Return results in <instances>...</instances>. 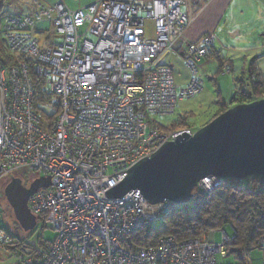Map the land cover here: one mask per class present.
Instances as JSON below:
<instances>
[{"label":"built area","instance_id":"2783aa9c","mask_svg":"<svg viewBox=\"0 0 264 264\" xmlns=\"http://www.w3.org/2000/svg\"><path fill=\"white\" fill-rule=\"evenodd\" d=\"M33 4L30 16L0 10V34L9 54L8 62L0 59V183L20 170L51 183L29 199L36 217L30 236L17 240L0 228V252L16 256L20 264H224L217 254L226 258V248L236 244L225 229L186 242L165 237L154 248L132 240L144 224H159L199 196L211 195L221 184L216 178L202 180L192 199L181 204L152 205L138 191L106 197L141 159L183 133L195 134L190 128L166 130L151 116L172 115L179 101L204 90L198 62L209 57L216 35L186 46L182 57L192 76L179 87L163 59L177 53L186 35L183 0H99L78 10L60 0ZM45 22L63 43L44 46L36 31ZM30 66L60 97L52 123L35 106ZM230 72L225 65L223 73ZM47 228L55 234L52 241L43 237ZM217 232L225 236L222 243L216 242ZM256 247L264 252V236Z\"/></svg>","mask_w":264,"mask_h":264},{"label":"water","instance_id":"95a60500","mask_svg":"<svg viewBox=\"0 0 264 264\" xmlns=\"http://www.w3.org/2000/svg\"><path fill=\"white\" fill-rule=\"evenodd\" d=\"M127 172L106 192L107 198L138 191L152 205L181 204L190 201L199 183L209 177L219 183H264V99L229 108L193 136L183 133L175 142H166ZM50 183L49 177H41L26 187L21 179L13 178L5 187V198L25 232L36 225L30 197Z\"/></svg>","mask_w":264,"mask_h":264},{"label":"trees","instance_id":"16d2710c","mask_svg":"<svg viewBox=\"0 0 264 264\" xmlns=\"http://www.w3.org/2000/svg\"><path fill=\"white\" fill-rule=\"evenodd\" d=\"M213 49L209 57L213 55ZM216 60L221 73L225 65L230 67L229 62L218 55ZM25 62L33 64L30 60ZM30 69L35 90V106L46 122L52 123L60 112V100L52 103L56 95L50 93L41 83L33 71V66H30ZM235 83L237 85L230 101L221 99L218 102L219 111L210 122L233 106L264 99V79L254 60L250 62L245 77L237 78ZM51 108L55 109L54 113L49 112ZM176 129H179L178 125L166 130ZM193 203V206L189 205L185 209L166 215L156 227L144 224L133 233L132 240L138 246L154 248L165 237L186 242L199 239L208 232L230 227L234 231L236 244L229 247V251L239 259L240 264H245L243 252L258 249L257 241L264 236V214L259 208H253V204L264 207V183L224 182L211 195H201ZM28 233L29 237L30 232ZM143 236L146 237L145 241H141ZM13 237L17 240L25 239Z\"/></svg>","mask_w":264,"mask_h":264},{"label":"crops","instance_id":"0c3cea01","mask_svg":"<svg viewBox=\"0 0 264 264\" xmlns=\"http://www.w3.org/2000/svg\"><path fill=\"white\" fill-rule=\"evenodd\" d=\"M3 1L5 5L0 10L6 15L30 16L36 10L33 0H1L0 4ZM57 1L59 0H46V3L51 5ZM60 1L69 9L78 10L99 0ZM182 10L187 14L189 24L185 37L178 44V55H183L189 43L199 42L204 36L214 33L217 42L213 55L198 62L200 70L216 64L218 55L229 62L231 72L237 70L238 66L241 73L238 77L242 78L245 77L250 62L254 60L264 79V0H183ZM43 24L50 25L47 22L40 24L36 34H46L43 43L46 45L50 43L51 26L45 29L41 27ZM0 59L9 61L2 39ZM236 85L234 83L235 88Z\"/></svg>","mask_w":264,"mask_h":264},{"label":"rangeland","instance_id":"374dc122","mask_svg":"<svg viewBox=\"0 0 264 264\" xmlns=\"http://www.w3.org/2000/svg\"><path fill=\"white\" fill-rule=\"evenodd\" d=\"M50 26L51 25L43 24L41 27L48 29ZM79 32L80 34H83L84 29H81ZM147 32L149 37H151L152 31L149 27H147ZM51 36L50 43L44 46H48L54 42L63 43L62 38L54 37L53 35ZM38 37L42 43L45 42L46 34L38 33ZM1 39L2 37L0 34V41ZM90 39L94 40V37L90 36ZM163 63L172 68L175 84L177 86L182 87L188 84L192 74L190 69L186 66L182 56L177 53H169L164 57ZM198 66L200 67V64ZM236 69L237 70L230 72L229 74L221 73L219 71L218 63L204 67L201 70L199 68V76L203 80L205 86L204 90L191 99L179 101L174 114L167 116L154 115L151 116V120L156 121L164 129H171L173 126L178 125L179 128H190L196 133L202 127L209 124L208 122H210L218 113V102L221 99L228 102L230 101L235 89V80L241 75L240 71H238V66ZM59 98V96H56V99H54L52 103L55 104L59 101ZM49 112L54 113L55 109L51 108ZM39 177L40 175L37 173L28 170H20L11 175L7 182L0 183V228L6 230L17 238H27L29 233L25 232L18 224L13 210L7 208L2 193H4L6 185L13 178L21 179L24 185L30 187ZM193 204L194 203L192 202L190 206H193ZM42 224V220H39L38 225L41 226ZM158 225L159 224L157 223L150 225V227H156ZM45 226L48 227L49 223L45 224ZM225 233L229 237L234 236V231L230 227L225 228ZM54 236L55 234L52 230L48 228L44 230L43 237L46 241H52ZM224 238L225 236L222 232H217V243H222ZM226 251L228 253L226 258H223L221 254H217L216 258L219 263L240 264L239 259H237L234 254L230 253L229 248H226ZM242 256L245 264H264V252L259 249L244 251ZM0 264H20V261L16 256L6 252H0Z\"/></svg>","mask_w":264,"mask_h":264},{"label":"snow or ice","instance_id":"6c2138e0","mask_svg":"<svg viewBox=\"0 0 264 264\" xmlns=\"http://www.w3.org/2000/svg\"><path fill=\"white\" fill-rule=\"evenodd\" d=\"M251 179L255 180L256 178L251 177ZM105 187H106V185H105ZM253 208H259L260 209V212L262 214H264V207H261L259 204H253ZM249 214H251V213L249 212Z\"/></svg>","mask_w":264,"mask_h":264},{"label":"flooded vegetation","instance_id":"af4514ba","mask_svg":"<svg viewBox=\"0 0 264 264\" xmlns=\"http://www.w3.org/2000/svg\"><path fill=\"white\" fill-rule=\"evenodd\" d=\"M11 180H12V179H11ZM7 181H8V180H5L4 182H7ZM10 182H11V181H10ZM10 182H9V183H10ZM9 183H8V184H9ZM8 184H7V185H8ZM7 185H6V186H7ZM25 186H26V185H25ZM26 187H28V186H26ZM2 195H3L4 200H5V202H6V206H7V208H8L9 210H12V208L10 207V205L8 204V202H7L6 198H5L4 193H2Z\"/></svg>","mask_w":264,"mask_h":264}]
</instances>
